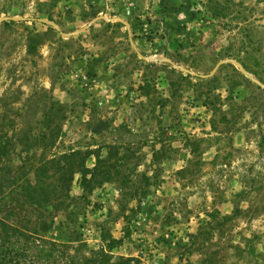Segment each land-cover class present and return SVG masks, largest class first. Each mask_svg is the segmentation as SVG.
Returning a JSON list of instances; mask_svg holds the SVG:
<instances>
[{"label": "rangeland", "instance_id": "374dc122", "mask_svg": "<svg viewBox=\"0 0 264 264\" xmlns=\"http://www.w3.org/2000/svg\"><path fill=\"white\" fill-rule=\"evenodd\" d=\"M231 1L218 20L200 0H0V121L17 130L0 162V264H264V108L225 104L238 79V101L264 104L241 77L264 87V0ZM52 102L60 138L26 151ZM72 150L89 168L127 158L138 197L119 181L84 191L79 175L62 191L53 170L46 193L28 186L32 165Z\"/></svg>", "mask_w": 264, "mask_h": 264}, {"label": "trees", "instance_id": "16d2710c", "mask_svg": "<svg viewBox=\"0 0 264 264\" xmlns=\"http://www.w3.org/2000/svg\"><path fill=\"white\" fill-rule=\"evenodd\" d=\"M203 2V8H205V11H207L208 15L213 19L218 20H227L233 15V12L231 11L230 4L232 3L231 0H200ZM5 25H9L8 23H5ZM40 35L36 33L35 35H32L29 40V46H28V53L33 54L37 51L39 47V40L38 38ZM239 59V61L243 64L246 70L249 71V68L247 64L242 61V59ZM172 72H176L175 70H172ZM243 77V81H245L248 84H251L255 88V92L259 94L261 98H264V87L253 84L250 80H248L246 77ZM237 79V78H236ZM216 80L215 78L212 80ZM211 81V80H209ZM235 84L230 82L229 87L227 89V97L225 98V103L228 107L230 106V109L234 108L235 106H238L242 112L245 110L251 111L254 110L253 114H257L256 109L264 108V104L260 101L259 98L257 99V102L251 101L248 99V97H245L241 101H238V98L235 96V90L238 87L237 85H242V82L240 80H237ZM264 82V81H262ZM171 85H174L173 83ZM149 87V85H148ZM146 88V86H145ZM148 96V94H145ZM221 99V97H218ZM212 102H210L211 104ZM207 105V104H206ZM213 110L214 117L217 116L218 112H221V120L226 123L227 125L232 123V117L229 116L230 114L228 111L223 110V108H217V105L214 104V106L211 108ZM234 117V116H233ZM65 119V114L62 112V107L58 106L56 102H52L50 105L49 110L45 111L43 114V117L38 122L39 128L38 131L34 130L33 128H29L27 132L23 133L25 135V142L27 143V150L31 151L33 146L35 145L43 152H47L49 149H51L56 141L60 138L62 132H63V126L62 121ZM6 120V119H4ZM8 121V120H7ZM5 124L0 121V162L11 156L13 149L15 148V137H16V128L14 125H12V121H8ZM213 128L216 130L218 129V122L213 120ZM261 128V127H260ZM102 129L95 127L93 129V132L95 134H100ZM13 132V134H12ZM23 151V150H22ZM91 155V152L86 151L83 152L82 150H72L71 152H66L61 154L58 158H54L51 161H45L38 165H32L35 168V179L33 181L28 182V186H33L34 188H41V193H46L48 191L47 183L45 181V177L48 176L49 172L52 170L55 173V176L57 178V188H61L62 191H71V188L73 186V183L75 182V176L79 175L80 180L79 184L82 190L88 191L97 186H101L105 183L112 182V181H119L121 184V191L123 197H129L130 199H136L138 196V192L136 191L135 186L133 185L132 192L128 191L126 186L124 184L127 183V176L124 174L122 175L121 170L119 168L123 167L124 164L122 161L126 160L127 158L122 157L120 159V162L116 165H111L109 162L112 158V153H110V157L102 158L101 155H97V163L93 168H89L87 166V159ZM28 160V159H27ZM53 165V167H52ZM26 163L23 164L21 168H25ZM28 193H30V190H28ZM30 198V196L28 195ZM65 201L62 200V203ZM220 212H216L215 214H211L212 217L211 220L207 222V226L212 227L214 225V222L218 221ZM125 219H129L127 216ZM233 218L232 216H223L221 219V222H218L219 224H226V222L231 221ZM122 240H115L112 239L113 244L121 243ZM11 258V257H10Z\"/></svg>", "mask_w": 264, "mask_h": 264}, {"label": "water", "instance_id": "95a60500", "mask_svg": "<svg viewBox=\"0 0 264 264\" xmlns=\"http://www.w3.org/2000/svg\"><path fill=\"white\" fill-rule=\"evenodd\" d=\"M243 69V68H242ZM244 70V69H243ZM261 85V84H260ZM262 86V85H261Z\"/></svg>", "mask_w": 264, "mask_h": 264}]
</instances>
